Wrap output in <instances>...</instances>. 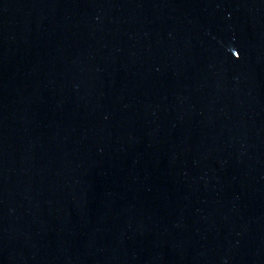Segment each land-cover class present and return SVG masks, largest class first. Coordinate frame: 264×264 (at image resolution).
<instances>
[{"label":"water","instance_id":"1","mask_svg":"<svg viewBox=\"0 0 264 264\" xmlns=\"http://www.w3.org/2000/svg\"><path fill=\"white\" fill-rule=\"evenodd\" d=\"M0 264H264V0H0Z\"/></svg>","mask_w":264,"mask_h":264}]
</instances>
